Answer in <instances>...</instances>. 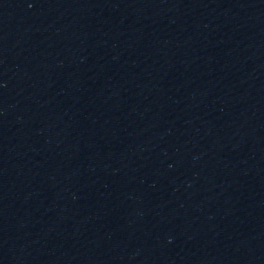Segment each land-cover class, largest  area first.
<instances>
[{
  "label": "water",
  "instance_id": "95a60500",
  "mask_svg": "<svg viewBox=\"0 0 264 264\" xmlns=\"http://www.w3.org/2000/svg\"><path fill=\"white\" fill-rule=\"evenodd\" d=\"M0 264H264V0H0Z\"/></svg>",
  "mask_w": 264,
  "mask_h": 264
}]
</instances>
